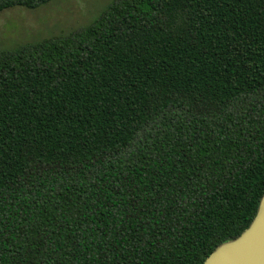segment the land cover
<instances>
[{"label": "trees", "instance_id": "1", "mask_svg": "<svg viewBox=\"0 0 264 264\" xmlns=\"http://www.w3.org/2000/svg\"><path fill=\"white\" fill-rule=\"evenodd\" d=\"M263 196L264 0H117L0 52V264H204Z\"/></svg>", "mask_w": 264, "mask_h": 264}, {"label": "rangeland", "instance_id": "2", "mask_svg": "<svg viewBox=\"0 0 264 264\" xmlns=\"http://www.w3.org/2000/svg\"><path fill=\"white\" fill-rule=\"evenodd\" d=\"M117 0H53L37 9L0 13V52L66 37L92 26Z\"/></svg>", "mask_w": 264, "mask_h": 264}, {"label": "water", "instance_id": "3", "mask_svg": "<svg viewBox=\"0 0 264 264\" xmlns=\"http://www.w3.org/2000/svg\"><path fill=\"white\" fill-rule=\"evenodd\" d=\"M204 264H264V196L250 227L237 239L220 245Z\"/></svg>", "mask_w": 264, "mask_h": 264}]
</instances>
